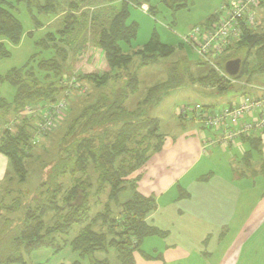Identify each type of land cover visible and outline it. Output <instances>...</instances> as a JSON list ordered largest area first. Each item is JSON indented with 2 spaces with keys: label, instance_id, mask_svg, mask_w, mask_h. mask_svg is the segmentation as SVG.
<instances>
[{
  "label": "trees",
  "instance_id": "trees-1",
  "mask_svg": "<svg viewBox=\"0 0 264 264\" xmlns=\"http://www.w3.org/2000/svg\"><path fill=\"white\" fill-rule=\"evenodd\" d=\"M158 1L173 14L186 9L189 0ZM113 2L118 3L112 6ZM107 3H110L107 8L96 10L90 18L89 12L77 14L84 2L76 0H0V59L10 56L3 41L16 46L24 34L22 23L15 15L19 6H25L34 30L44 26L40 16L46 20H60L54 32L46 33L36 43L43 52H49L50 57L34 60L37 57L34 56L22 67L0 76V83H7L15 90L9 102L0 97V155L8 161L12 175L21 182L26 179L25 164L40 145L35 138L45 113L53 119V126L41 137H51L50 142L55 143L52 138L60 133L51 163L42 167L36 197L25 204L16 198L0 207V214L3 209L8 224L12 221L11 216L19 212L21 216L13 229L7 224L2 231V238L9 235V245L5 253H0V264H26L25 257L34 252L49 250L57 254L67 249L78 257L72 264L84 261L87 264H111L108 259L111 252L117 264H135L136 253L150 259L141 250L142 242L151 237L165 238L166 231L148 223L147 219L156 211L157 204L153 196L138 192L141 174L137 173L162 150L164 136L159 132L158 119L142 115L140 110L147 105L160 104L185 76L193 85L221 89L222 73L227 75L224 65L228 61L240 60L238 74L230 78L247 75L252 83L264 77V32L257 30L256 17V12L262 11L263 19L264 0H259L257 7H251L255 13V25L250 27L242 23L240 38L217 60L216 69L198 57L192 65L176 60L166 66L164 81L148 87L145 98L130 110L128 101L140 89L136 72L166 61L175 49L163 44L157 34L152 33L141 49L130 50L138 25L128 23V8L133 6L142 10V6H146V13L153 16L156 9L149 5L150 0H109ZM230 3L209 17L203 27L216 21L221 9ZM64 5L67 9L60 15ZM105 11L109 12L108 15ZM82 27L83 33L92 29V37L87 39L83 35L76 38L82 41H73V34H78ZM32 34L27 33L29 37ZM88 46L103 52L108 71L81 74L76 84L87 82L97 89L109 86L110 94L101 93L78 112L75 110L77 113L57 130L70 91L75 89L69 85L70 80H66L70 76L64 77L66 64L75 57L71 55L74 48L80 50L79 55ZM181 46L190 47L183 40ZM134 58L138 59L136 71L130 73L128 68ZM191 66H204L208 70L204 75L194 77ZM118 80L124 86L116 90ZM247 94L250 91L241 95ZM59 103L65 107L56 113ZM231 104L229 102L222 108ZM200 107L211 111L221 109ZM26 109L33 112L22 115ZM178 116L181 121L209 132L195 120L185 119L180 113ZM238 140L250 148L244 153L242 168L238 172L243 179L246 172L253 169V153L257 156L261 153L262 139L253 134L241 136ZM261 166L264 167V163ZM252 172L255 174L254 170ZM126 194L130 195L127 199Z\"/></svg>",
  "mask_w": 264,
  "mask_h": 264
},
{
  "label": "rangeland",
  "instance_id": "rangeland-1",
  "mask_svg": "<svg viewBox=\"0 0 264 264\" xmlns=\"http://www.w3.org/2000/svg\"><path fill=\"white\" fill-rule=\"evenodd\" d=\"M2 1L13 2L15 0ZM76 1L84 2V4L80 5V10L77 12V14L82 11L89 12L88 16L90 18L93 16V13L96 12V10H100L101 8L105 9L110 4L107 3L109 0ZM230 1L231 0H189L188 7L186 9L171 14L170 11H168L161 3H159L158 0H150L149 5L156 9V13L153 16L142 11L140 8L129 6L128 23L135 22L138 25L136 39L131 43L130 46L131 51L141 49L148 42L152 33H156L163 44L173 47L175 51L174 54L166 61H162L158 65L152 67L140 69L136 72L140 81V89L137 94L129 99V104L127 106L128 109L134 110L136 103H140L145 98L148 87L164 81L166 77V66L168 64H171L176 60H184L189 65H192V63L197 61V55L191 47L181 46L182 37L187 34L190 28L195 26H203L209 17L220 12V8L227 3H230ZM117 3L118 2H113L111 5L115 6ZM66 9L67 8L64 5L59 14H63ZM104 13L105 15H108L109 12L105 11ZM15 15L22 23L24 34L20 43L16 46L3 41L10 56L8 58L0 59V76H3L9 70L22 67L34 56H37L34 58V60H39L42 58L46 59L50 57L49 52H43L42 49L36 45V43H38L46 33L54 32L59 26L60 21L58 18L46 20L40 16L39 20L44 23V26L41 29L34 30L33 24L24 5L18 7V11ZM256 15L258 25L257 30L259 32H264V16L263 19L261 18L262 11L256 12ZM101 21L102 20L100 18L99 22ZM29 32H33L32 37L27 35ZM92 33L93 30L90 28L85 30L83 33L82 27L78 34H73L72 38L73 41H82L81 39L76 38H80L84 35L87 39H89L92 37ZM76 46L78 47L79 45L77 44ZM121 46L125 48L124 44H121ZM77 50V48L73 49L71 55H75V57L67 62V70L64 75L65 78L70 76V79L66 80H70L68 82L69 85L73 86L75 89H71L70 91V98H68L66 101V108L64 112H62L61 116L62 121L57 125V130L58 128H62L67 120L70 119V116L74 113L76 114L84 104L93 102L101 93L110 94L109 86L97 89L87 82L82 83L81 85L76 84L78 82L77 78L81 74L103 73L108 71L104 61V54L101 50L88 46L79 55H77V53H79L80 50ZM137 63L138 59L134 58L130 67L128 68L130 73L136 71ZM207 70V67L204 66H191V73L194 77H200L204 75ZM185 77L184 79L182 78L179 86L176 89L170 90L168 95L162 99L160 104L147 105L140 110L142 115L158 119L159 132L164 136L163 144L165 141L167 143L171 139L176 140V138L182 135L183 130H201L198 125L194 126L189 124V122H184L179 119L178 113H180L179 109L181 107L213 106L214 108H222L230 101L237 103L239 101V97L244 92L250 91V94H254L257 93L259 89L264 88V77L257 78L251 83L249 82L247 75L234 79L230 78L228 75H225L222 77L223 81L221 89L216 87L193 85L189 83L187 76ZM123 86L124 83L121 81L116 85L115 89L117 90L118 88H123ZM14 93L15 90L12 86L8 85L7 83H0V97L9 102L13 99ZM59 135L60 133L52 138V140H55V143L50 142L51 137L48 139L41 137L39 139L38 144L40 145L33 150L32 158L26 161L25 165L27 169V176L24 181L21 182L18 178L12 175L9 166H7L8 168H4V166L3 168H0V207L2 204H10L12 200L16 198L21 200V204H25L33 196L36 197L38 193V183L42 179V167L51 163V160L55 154ZM176 142L180 143L181 141L176 140ZM249 151L250 148L245 149V152ZM236 152L237 151L233 152V155L237 154ZM224 156L227 158V156H229L228 152L224 153L217 151V153H215L213 156L212 165L208 168V170L213 171L215 176L207 182L209 187H216L215 189H218L220 186H222V184L227 187V181H229L231 177H228V173L236 169H234V167L237 165L236 161L230 158H227L226 161V158L222 159ZM255 156L257 155L253 153L252 157L254 159ZM145 166L137 173V175L141 174V178L137 184L138 187L140 181L143 178L142 175L144 174L143 169ZM226 176L229 178L228 180L226 179ZM239 185H244V187H248L249 190L252 189V187L254 188L253 197L250 196L249 192L250 199L248 198V202H252V200L254 202L255 228H251V231L248 232V229H242L240 225L236 230H232L233 236L235 235L236 231L239 230L240 239L243 240L242 243H239L240 257L237 264H264V176L259 175L254 181L251 179L243 180ZM125 197L127 199L130 197V195L126 194ZM226 199L229 200L228 195L226 196ZM242 200L246 201V197H243ZM248 212H250V208ZM6 218L7 215L5 214V211L1 209V254L5 253L6 248L9 245V235L6 238L1 237L3 234V229L7 228L8 221L5 220ZM20 218V212L11 216L10 219L12 221L8 224L9 229H13V227L18 224ZM241 219L242 218L240 217L239 223H243V220ZM167 236L168 232H166V237ZM68 251L69 250L67 249L58 255L57 259L63 261L66 254L65 252ZM48 252L50 251L40 250L34 252L25 257V262L27 264H39L43 261V259L46 258L45 254H48ZM70 256L71 255H69V258ZM69 258H67L65 261H67ZM108 259L111 264H117L114 259L113 252L109 254ZM83 263L87 264L86 261Z\"/></svg>",
  "mask_w": 264,
  "mask_h": 264
},
{
  "label": "crops",
  "instance_id": "crops-1",
  "mask_svg": "<svg viewBox=\"0 0 264 264\" xmlns=\"http://www.w3.org/2000/svg\"><path fill=\"white\" fill-rule=\"evenodd\" d=\"M201 130H183L182 135L176 138L180 143L172 139L167 143L165 141L161 152L153 155L143 169L138 192L144 196H153L157 204L156 211L147 221L159 230L168 232V236L146 238L141 250L150 259L136 253L135 264L238 263L239 243L243 240L240 239L239 230L234 236L232 230L240 225L242 229H248V232L255 228L254 202H248V198L254 195V188L249 190L239 184L243 180L254 181L257 176H264V167L261 166L264 163V133L254 134L262 139L261 153L251 161L253 169L248 170L246 177L240 179L238 172L242 168L241 160L248 146L240 140L226 146L209 143L214 138L213 134ZM217 151L228 152L227 158L235 160L237 164L234 167L236 169L228 173L230 179L226 176L229 179L227 187L221 183L222 186L218 188L226 190L207 185L215 176L208 168ZM235 151L237 154L233 155ZM3 166L8 168L9 164L0 155V168ZM227 195L229 200L226 199ZM243 197H246V201L242 200ZM240 217L243 223H239ZM69 251L65 252L63 261L57 259L63 252L54 254L50 251L39 264H72L78 257Z\"/></svg>",
  "mask_w": 264,
  "mask_h": 264
},
{
  "label": "built area",
  "instance_id": "built-area-1",
  "mask_svg": "<svg viewBox=\"0 0 264 264\" xmlns=\"http://www.w3.org/2000/svg\"><path fill=\"white\" fill-rule=\"evenodd\" d=\"M258 3L259 0H234L221 9L216 21L207 27L190 28L182 40L195 51L200 60L216 69L217 60L240 38L242 23L250 27L255 25V13L251 7H257ZM142 11L146 12L147 7L142 6ZM222 76L225 74L222 73ZM56 107L57 113L65 104L59 103ZM31 112V109H26L21 114L27 115ZM180 114L185 119L195 120V123L211 132L214 138L209 143L226 146L241 136L264 133V88L254 95H241L237 103L218 110L211 111L198 106L181 107ZM52 126L53 119L45 113L35 141L38 142L41 135Z\"/></svg>",
  "mask_w": 264,
  "mask_h": 264
},
{
  "label": "water",
  "instance_id": "water-1",
  "mask_svg": "<svg viewBox=\"0 0 264 264\" xmlns=\"http://www.w3.org/2000/svg\"><path fill=\"white\" fill-rule=\"evenodd\" d=\"M240 69V60L228 61L224 65V71L228 76H235L238 74Z\"/></svg>",
  "mask_w": 264,
  "mask_h": 264
}]
</instances>
